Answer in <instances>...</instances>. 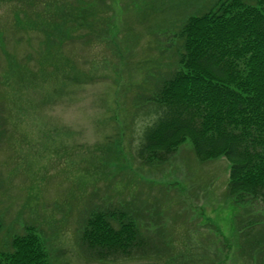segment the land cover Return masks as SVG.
<instances>
[{
    "label": "rangeland",
    "instance_id": "1",
    "mask_svg": "<svg viewBox=\"0 0 264 264\" xmlns=\"http://www.w3.org/2000/svg\"><path fill=\"white\" fill-rule=\"evenodd\" d=\"M24 1H0V251L32 231L51 264H264V206L226 194L224 156L199 160L189 139L165 162L136 154L155 118L146 97L176 68L175 26L215 0H105L108 29L54 45L30 16L53 2ZM111 208L161 254L89 260L83 220ZM236 216L259 238L242 252Z\"/></svg>",
    "mask_w": 264,
    "mask_h": 264
},
{
    "label": "trees",
    "instance_id": "2",
    "mask_svg": "<svg viewBox=\"0 0 264 264\" xmlns=\"http://www.w3.org/2000/svg\"><path fill=\"white\" fill-rule=\"evenodd\" d=\"M33 1L28 2L32 8L40 5ZM48 2L53 4L30 16L53 45L66 32L71 38V33L81 36L82 29H88L85 35L108 29L105 0ZM173 32L178 40L176 68L158 78L146 97L155 118L143 128L137 158L146 164L165 162L189 139L199 160L224 156L229 161L226 194L235 204L264 206V0H215L183 18ZM238 220L236 216V230ZM249 226L238 230L241 252L245 244L259 240L253 234L256 227ZM80 229L79 243L89 260H144L161 254L135 217L116 208L90 212ZM39 244L32 231L15 236L11 250L0 251V264H51Z\"/></svg>",
    "mask_w": 264,
    "mask_h": 264
}]
</instances>
